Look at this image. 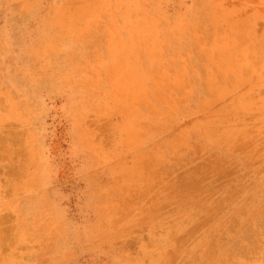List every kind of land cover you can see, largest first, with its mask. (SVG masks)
Wrapping results in <instances>:
<instances>
[{"label": "rangeland", "instance_id": "1", "mask_svg": "<svg viewBox=\"0 0 264 264\" xmlns=\"http://www.w3.org/2000/svg\"><path fill=\"white\" fill-rule=\"evenodd\" d=\"M0 264H264V0H0Z\"/></svg>", "mask_w": 264, "mask_h": 264}, {"label": "bare ground", "instance_id": "2", "mask_svg": "<svg viewBox=\"0 0 264 264\" xmlns=\"http://www.w3.org/2000/svg\"><path fill=\"white\" fill-rule=\"evenodd\" d=\"M97 32H99V31H97ZM94 33H96V31ZM80 42L78 43V47L73 48L74 52H78L80 55H86V54L93 53L94 49L91 47V45L89 44V42L87 40H82ZM23 76L25 77V75H23Z\"/></svg>", "mask_w": 264, "mask_h": 264}]
</instances>
